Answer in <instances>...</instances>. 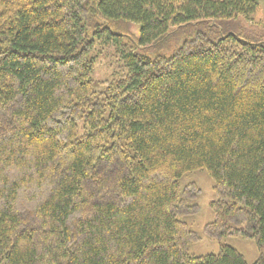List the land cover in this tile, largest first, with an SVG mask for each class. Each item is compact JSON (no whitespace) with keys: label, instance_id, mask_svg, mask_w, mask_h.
Listing matches in <instances>:
<instances>
[{"label":"trees","instance_id":"obj_1","mask_svg":"<svg viewBox=\"0 0 264 264\" xmlns=\"http://www.w3.org/2000/svg\"><path fill=\"white\" fill-rule=\"evenodd\" d=\"M258 11L0 0V264H247L222 244L189 255L200 190L179 182L199 170L217 196L203 235L254 239L264 264V42L199 33L169 56L146 52L187 25ZM104 51L118 66L97 91Z\"/></svg>","mask_w":264,"mask_h":264},{"label":"rangeland","instance_id":"obj_2","mask_svg":"<svg viewBox=\"0 0 264 264\" xmlns=\"http://www.w3.org/2000/svg\"><path fill=\"white\" fill-rule=\"evenodd\" d=\"M130 32L132 36L137 37V26L133 25L130 28ZM199 33L207 34L215 40L225 34L232 33L251 43L264 42V0H259L258 15L255 17L253 23H248L242 19L209 20L193 23L171 32L162 42L149 47L146 52L152 58L159 54L169 56L176 48L182 45L184 41L195 38ZM135 47L138 51H141L138 46ZM109 54L112 56L111 58ZM113 62H116V60H114L112 51L109 53L104 51L102 54L98 55L93 73L97 91L101 89L100 82L110 79L115 72L118 64H113ZM191 183L200 190L195 200V203L199 206V212L196 216L187 218L186 222L193 231L201 235L202 240L199 243L189 246V255L202 257L210 254H217L222 244L228 245L242 254L247 264H254L261 255L259 246L254 239H248L242 236H228L220 243L217 240L209 239L203 235L204 227L215 220V213L211 207V204L217 197L214 190V181L206 170H199L185 174L180 179L179 185L181 189H183L186 185Z\"/></svg>","mask_w":264,"mask_h":264}]
</instances>
